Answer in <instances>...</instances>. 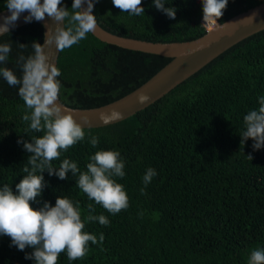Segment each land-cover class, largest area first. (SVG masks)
I'll list each match as a JSON object with an SVG mask.
<instances>
[{"label":"trees","instance_id":"1","mask_svg":"<svg viewBox=\"0 0 264 264\" xmlns=\"http://www.w3.org/2000/svg\"><path fill=\"white\" fill-rule=\"evenodd\" d=\"M176 9L175 19L158 11L152 0H142L144 15L130 16L111 0H97L93 14L105 31L124 38L153 43L188 42L205 35L201 0H165ZM264 0H228L224 23ZM0 0V12L7 9ZM72 0H62L71 11ZM67 24V21H65ZM214 23L206 24L209 30ZM42 25L32 22L0 37L12 51L6 64L22 75L17 57L33 53L42 43ZM27 45L21 48L19 45ZM170 59L124 50L100 42L89 33L71 48L59 52L60 101L73 109H92L131 93L161 70ZM264 96V30L232 46L160 100L114 125L84 129L85 140L61 154L86 171L89 157L115 150L125 163L123 185L128 208L113 215L89 200L76 185L42 173L47 187L32 203L55 205L58 196L79 203L81 218L93 204L94 215L110 223L85 222L84 231L104 241L89 242L83 259L69 261L62 252L57 264H247L250 252L264 248V148L253 151L251 139L241 144L243 117L259 107ZM18 88L0 77V188L22 179L30 155L17 140L42 135L27 131ZM99 143L93 148L90 135ZM251 155L252 159H249ZM151 167L157 175L145 187ZM144 188V194L140 189ZM0 236V264H34L24 251Z\"/></svg>","mask_w":264,"mask_h":264},{"label":"clouds","instance_id":"2","mask_svg":"<svg viewBox=\"0 0 264 264\" xmlns=\"http://www.w3.org/2000/svg\"><path fill=\"white\" fill-rule=\"evenodd\" d=\"M95 2L97 0H72L69 11V8L62 6V0H6L5 7L10 14L0 17L3 21L0 23V36L9 33L23 13H27L23 17L25 23L43 21L45 15L55 23L54 28L45 32L43 45L33 42L31 55H18L16 63L22 73L20 77L8 67H0V77L10 87L18 88V96L24 102L26 111L22 120L29 122L26 132L42 133L30 138L31 142L17 140L30 154L27 165L22 169L26 175L15 184V192L8 184L0 188V236L10 237V246L20 251L31 248V253H26L24 258L33 260L34 264H57L62 252H66L69 261L83 259L88 253L89 242L96 245L104 241L102 233L97 239L96 235L85 232V222L98 221L103 226L110 223L105 215L93 214V204L88 205V215L82 220L79 203L74 204L60 196L56 198L54 206L44 201L41 207L34 209L32 203L40 202L38 198L47 187L42 175L45 171L60 180H67L68 173H71L72 177H76L75 185L88 199L110 214L115 215L129 206L123 185L114 179L125 175V163L119 151H96L89 157L86 171H81L76 162L67 158L58 167L53 165V161L60 160L63 152L84 141L86 133L59 103L61 83L57 77L61 72L54 63L49 62L44 48L54 46L58 52H63L85 39L88 33L94 32L98 27L93 14ZM111 2L121 13L144 15L142 0ZM152 3L168 18L175 19L176 9L165 7V0H152ZM201 4L202 19L206 25L216 23L222 17L228 0H201ZM19 46L23 49L27 45ZM11 51L10 44H0V64L7 63ZM139 99L143 102L146 98L140 96ZM258 104L257 109L244 115V130L239 135L241 144L249 139L253 141V151L264 148V96L258 98ZM113 116L115 118L118 114ZM89 143L96 148L99 138L90 135ZM248 157L252 159L251 155ZM156 175V170L149 167L142 178L144 186ZM140 191L144 194V188ZM247 264H264V248L252 250Z\"/></svg>","mask_w":264,"mask_h":264},{"label":"water","instance_id":"3","mask_svg":"<svg viewBox=\"0 0 264 264\" xmlns=\"http://www.w3.org/2000/svg\"><path fill=\"white\" fill-rule=\"evenodd\" d=\"M9 14L8 10L5 9L0 12V17ZM24 15L27 13L21 15L9 32L30 24L25 23ZM2 22L0 19V23ZM32 22L37 21L33 20ZM37 23L42 25L43 39L41 45H43L45 32L54 28L55 23L47 15L43 21ZM204 23L202 20L206 33L201 38L173 43H153L119 37L105 31L98 25L96 30L89 34L100 42L124 50L161 56L170 59V62L131 93L104 106L92 109H73L61 103L60 100L59 103L84 129L102 128L124 121L160 100L232 46L263 31L264 2L236 14L224 23L216 21L217 24L214 23V26L209 30ZM44 52L49 57V62L54 63L57 67L59 52L55 47L45 46ZM140 96L146 99L141 102ZM113 114H118V116L114 118Z\"/></svg>","mask_w":264,"mask_h":264}]
</instances>
